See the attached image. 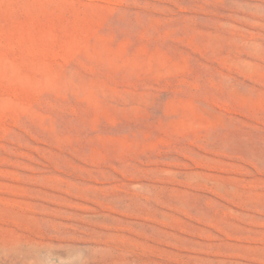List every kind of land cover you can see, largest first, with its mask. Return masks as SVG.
<instances>
[{
  "label": "rangeland",
  "instance_id": "374dc122",
  "mask_svg": "<svg viewBox=\"0 0 264 264\" xmlns=\"http://www.w3.org/2000/svg\"><path fill=\"white\" fill-rule=\"evenodd\" d=\"M0 247L264 264V0H0Z\"/></svg>",
  "mask_w": 264,
  "mask_h": 264
},
{
  "label": "bare ground",
  "instance_id": "6f19581e",
  "mask_svg": "<svg viewBox=\"0 0 264 264\" xmlns=\"http://www.w3.org/2000/svg\"><path fill=\"white\" fill-rule=\"evenodd\" d=\"M3 263L17 264L16 254L11 247H0V264Z\"/></svg>",
  "mask_w": 264,
  "mask_h": 264
}]
</instances>
